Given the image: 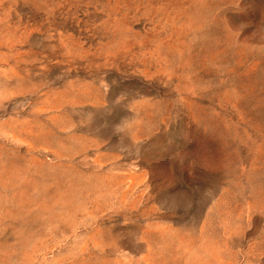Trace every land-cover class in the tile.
I'll list each match as a JSON object with an SVG mask.
<instances>
[{"label": "rangeland", "instance_id": "1", "mask_svg": "<svg viewBox=\"0 0 264 264\" xmlns=\"http://www.w3.org/2000/svg\"><path fill=\"white\" fill-rule=\"evenodd\" d=\"M0 264H264V0H0Z\"/></svg>", "mask_w": 264, "mask_h": 264}]
</instances>
